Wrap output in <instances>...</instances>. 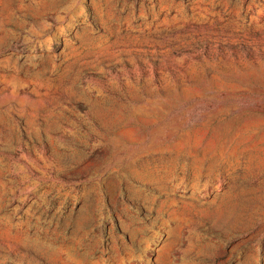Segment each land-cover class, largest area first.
Returning a JSON list of instances; mask_svg holds the SVG:
<instances>
[{
    "label": "rangeland",
    "instance_id": "1",
    "mask_svg": "<svg viewBox=\"0 0 264 264\" xmlns=\"http://www.w3.org/2000/svg\"><path fill=\"white\" fill-rule=\"evenodd\" d=\"M0 264H264V0H0Z\"/></svg>",
    "mask_w": 264,
    "mask_h": 264
}]
</instances>
